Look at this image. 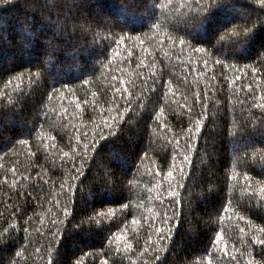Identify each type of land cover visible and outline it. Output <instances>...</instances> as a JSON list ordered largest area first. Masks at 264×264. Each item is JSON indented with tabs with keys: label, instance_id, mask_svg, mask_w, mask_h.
Here are the masks:
<instances>
[{
	"label": "trees",
	"instance_id": "trees-1",
	"mask_svg": "<svg viewBox=\"0 0 264 264\" xmlns=\"http://www.w3.org/2000/svg\"><path fill=\"white\" fill-rule=\"evenodd\" d=\"M261 229L264 5L0 0V264H264Z\"/></svg>",
	"mask_w": 264,
	"mask_h": 264
},
{
	"label": "snow or ice",
	"instance_id": "snow-or-ice-1",
	"mask_svg": "<svg viewBox=\"0 0 264 264\" xmlns=\"http://www.w3.org/2000/svg\"><path fill=\"white\" fill-rule=\"evenodd\" d=\"M256 3H258V4H261V5H264V0H256ZM153 27H155V25H153ZM250 30V28H244L243 29V31L242 32H233L232 34L233 35H236V34H238V33H246V32H248ZM228 37V35L227 36H222V37H220L221 39H224V38H227ZM252 71L255 73L256 72V69L255 68H253L252 69ZM261 231H264V229H261ZM3 237L2 236H0V239H2ZM129 247H130V245H129Z\"/></svg>",
	"mask_w": 264,
	"mask_h": 264
}]
</instances>
